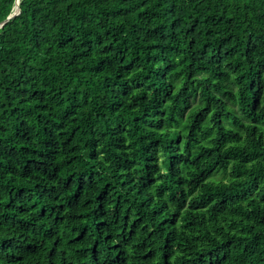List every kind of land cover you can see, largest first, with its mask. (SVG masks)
Here are the masks:
<instances>
[{"label":"trees","instance_id":"1","mask_svg":"<svg viewBox=\"0 0 264 264\" xmlns=\"http://www.w3.org/2000/svg\"><path fill=\"white\" fill-rule=\"evenodd\" d=\"M0 264H264V0H0Z\"/></svg>","mask_w":264,"mask_h":264},{"label":"water","instance_id":"2","mask_svg":"<svg viewBox=\"0 0 264 264\" xmlns=\"http://www.w3.org/2000/svg\"><path fill=\"white\" fill-rule=\"evenodd\" d=\"M15 9H16V13H14L11 17L7 18V19H6L4 22H2V23L7 22L8 20H10V19H12V18H14V17H16V16H18V15L20 14V9H19V6H18L17 3H16V6H15Z\"/></svg>","mask_w":264,"mask_h":264}]
</instances>
